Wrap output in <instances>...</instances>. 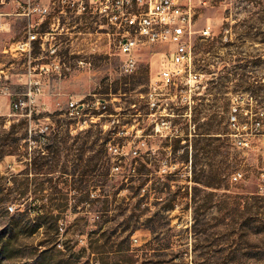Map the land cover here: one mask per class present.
Here are the masks:
<instances>
[{
	"label": "rangeland",
	"instance_id": "1",
	"mask_svg": "<svg viewBox=\"0 0 264 264\" xmlns=\"http://www.w3.org/2000/svg\"><path fill=\"white\" fill-rule=\"evenodd\" d=\"M45 7L47 14L41 11ZM63 7V0H0V67L11 93L0 94V264H264V132L230 124L232 105L239 126L264 111V0H215L199 16L198 27L210 25L215 38L197 42L195 70L203 75V86L192 95V124L196 121L200 133L211 130L214 139L200 140L197 149L196 127L190 135L182 117L189 108L174 89L166 95L169 105L159 111L176 115L172 124L183 128L182 135L160 137L153 130L143 96L156 78L161 60L156 53L165 48L143 46L137 71L123 74L114 44L101 30L95 34L100 19ZM30 22L57 37L64 63L62 75L37 70L41 92L33 103L26 95L29 65L42 66L51 58L37 46L31 63L16 50ZM17 100L28 104L15 112ZM100 100L107 101V112L97 108ZM72 101L89 106L73 116ZM110 113L125 122V138L113 142H125L127 154L124 175L109 171L105 194L111 206L104 217L98 202L76 206L88 193L89 202L104 198L95 188L99 172L81 177L76 158L84 145V164H90L100 144L111 141L105 127ZM242 138L249 146L235 144ZM141 139L155 151L133 158L128 152ZM203 170L221 179L213 186L196 182ZM237 171L245 176L233 183ZM139 181L136 192L132 186ZM56 202L68 205L60 209V235L54 238L44 226L38 228L34 212L40 204L50 212ZM26 207L29 215L13 217ZM107 218L112 220L104 225L108 238L95 233ZM9 234L3 255L1 244Z\"/></svg>",
	"mask_w": 264,
	"mask_h": 264
},
{
	"label": "built area",
	"instance_id": "2",
	"mask_svg": "<svg viewBox=\"0 0 264 264\" xmlns=\"http://www.w3.org/2000/svg\"><path fill=\"white\" fill-rule=\"evenodd\" d=\"M215 0H63L64 7L77 13H88L92 18H99L100 25L94 22L95 34L101 30L106 34L110 44H114L115 49L122 61L121 72L126 75L133 74L138 69V51L143 46H161L165 51L156 53L161 56L158 62L156 78H152L148 92L143 96L145 103L150 109L154 132L160 137H179L183 133V128L178 124H172L171 117L176 115L172 112L159 111V108L168 106L169 101L166 95L173 89L176 90V97L181 103L188 106V111L182 114L189 123V132L192 128V95L197 94L202 88V77L200 72L195 70V58L198 40L214 39L212 27L206 25L198 27L199 16L203 9L211 7ZM44 14L48 13V8H42ZM65 24L62 31H65ZM39 24L29 23L27 28V38L17 44L16 50L25 53L32 63L35 58V48L38 46L45 52V57L51 58L50 63L39 65H29L28 80V101L33 103L35 97L41 92L39 80L34 78L37 70L49 73L55 72L62 75L64 63L59 57V45L56 44L57 37L52 32H40ZM75 28V27H74ZM53 31V30H52ZM62 35V33H60ZM60 34H57L58 36ZM6 75L0 67V94L11 96L5 85ZM28 103L21 100L12 103V110L17 112L23 110ZM98 109L107 112V101L97 102ZM89 104L72 101L69 104L70 113L73 116L83 114V110ZM233 112L230 124L234 128L251 129L258 133L264 132V111L246 119L244 126H239L237 115L234 114L237 108L232 105ZM1 111V107H0ZM179 116V115H177ZM106 128L110 129L111 141L107 144V152L110 156L111 173L125 174V142L114 143L116 138H125L127 128L120 114H107ZM238 125V126H237ZM195 130V129H194ZM44 130H42L43 132ZM32 133V130H30ZM43 135V134H42ZM188 135V134H187ZM44 136V135H43ZM149 135H144V138ZM234 136H237L235 134ZM264 142V133H262ZM235 141L238 147H247L250 144L248 138ZM145 141L141 139L129 150L133 158L141 157L144 154L154 152ZM242 171L234 172L231 175L233 183L241 182L244 179Z\"/></svg>",
	"mask_w": 264,
	"mask_h": 264
},
{
	"label": "trees",
	"instance_id": "3",
	"mask_svg": "<svg viewBox=\"0 0 264 264\" xmlns=\"http://www.w3.org/2000/svg\"><path fill=\"white\" fill-rule=\"evenodd\" d=\"M194 124L196 126L195 138H197V139H195L194 145H195V147L197 149V146H198L200 140L201 141L203 140V141L211 142L214 139L213 138L214 137V133L211 130H208L206 132H201L200 133V132H198L199 127L197 126L196 121L194 122ZM107 143H108V141H105L102 144H100L99 149L94 154V156H93V158L91 160V163H90L91 165L90 164H84V150H85L84 149V145H82L80 147L81 148L80 154L76 158V160L78 161V164H77L78 169H82L79 172V175H81V177L87 176L88 175L87 173L89 171L91 173L99 172V174H97V175L101 179H99V181H98L99 185L95 186V188L98 187L99 189H101L102 192H103L102 195L104 197V198H99L98 200L97 199L96 200H90V202H89L88 199H89L90 193H88V196L86 197V199L79 200L77 202L76 206L78 207V206H81V205L83 206V205H86V204H91V203H93V201L98 202V203L101 204V208H102V212H103L104 217H106V215H108L109 210H110L109 208L111 206V202L108 199L109 194H105V188L108 187V182L107 181H108L109 171L111 170L110 159L107 157ZM208 145H205L203 147V149L206 150ZM44 165H42L41 167H43ZM89 166L91 168H89ZM134 171L138 172L139 170L137 171V167H135ZM135 174L136 173L132 174L131 178H134ZM168 176H170V175H168ZM102 178H103V180H102ZM216 179L220 180L221 178H219V177L216 178L215 176H213L211 174L205 176L204 175V170L201 171L199 174H196V176H195V181L196 182L203 183L206 186H213L214 185L213 181L216 180ZM132 181H133V179H131V182ZM141 186H142V182L139 181V182H137L136 186H132V187L134 188V190L136 192H140L141 188H142ZM85 188H87V187L83 186V184L81 183V186L79 187V189L81 191H85ZM140 195H141V193L140 194H137V193L134 194L135 197L136 196H140ZM67 205H68V203H64V202L53 203V204H51V210L49 212V211H47L45 204H40L39 208L37 210H35V212H34V215L39 220L38 228L44 226L45 230H46L45 232L51 234V236H53L54 238L55 237L57 238L60 235V226H59V222L61 220L60 209H62L63 207H65ZM141 205H142V199L139 200L138 203H136L135 210H138L141 207ZM167 207H168V209H170L171 208V204H169ZM27 208L28 207L24 208L23 212L19 211V209H17L16 212L13 214V217L29 215V211H28ZM54 212H57V213L55 214ZM133 217L137 218L138 216L134 215ZM133 217L130 216L128 218L127 223H130L131 219ZM110 221H112V220L108 219V218L106 220H102L100 222V223H102L100 228L97 229L95 231V233H101V235L103 237H107V238L109 236H111V234H109L108 230L104 229V225L106 226V224L109 223ZM15 227H16V224L15 225H11L10 226L11 231ZM130 235H131V231H130V234H128L126 236V238H129ZM11 237H12V234H9L8 236H6L5 240L1 244V251H2L1 253L3 255L7 254V248L11 244ZM41 243H43V242H41ZM126 243H127V239H126ZM126 250H130L129 245L127 246ZM119 251L123 252V251H125V249L124 250H119ZM99 259H101V258H99Z\"/></svg>",
	"mask_w": 264,
	"mask_h": 264
}]
</instances>
